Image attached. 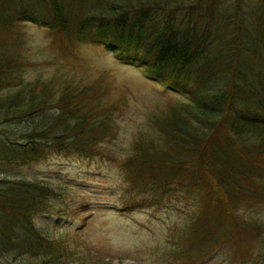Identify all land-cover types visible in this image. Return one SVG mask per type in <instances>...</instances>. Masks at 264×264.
<instances>
[{"label": "trees", "instance_id": "trees-1", "mask_svg": "<svg viewBox=\"0 0 264 264\" xmlns=\"http://www.w3.org/2000/svg\"><path fill=\"white\" fill-rule=\"evenodd\" d=\"M223 1L0 0V34L29 21L60 37L75 35L140 66L163 88L188 94V102L149 112L148 126L132 136L120 170L127 204L157 207L165 196L193 192L196 208L185 219L187 229L168 231L160 250L190 264L230 242V232L248 230L241 207L264 208V0L252 24L237 16L238 0L233 12ZM5 42L0 38V123L14 128L0 138V167L51 154L89 157L118 135L114 105L100 106L96 98L104 92L100 81L76 93L65 87L61 95L20 84L23 56ZM66 195L39 180L0 177L5 264H60L66 258L62 234L51 236L34 222ZM258 251L251 264H264L263 247Z\"/></svg>", "mask_w": 264, "mask_h": 264}, {"label": "rangeland", "instance_id": "rangeland-1", "mask_svg": "<svg viewBox=\"0 0 264 264\" xmlns=\"http://www.w3.org/2000/svg\"><path fill=\"white\" fill-rule=\"evenodd\" d=\"M75 1L80 4L90 0ZM178 1L171 0V5ZM238 2L242 15L237 16L243 17L245 24L254 23L260 0ZM235 3L236 0H224L221 5L233 12ZM0 38L16 46L23 56L20 84L27 81L36 89L46 86L61 95L65 87L68 93H76L98 80L104 90L96 97L100 106L115 107L112 112L119 133L92 156L51 154L28 165L0 167V177L39 180L67 194L53 204L50 213L34 219L49 235L62 234L68 254L60 264H190L183 259H167L160 250L166 246L168 231L187 229L185 219L196 208L193 192L165 196L157 207L127 204V198L121 195L124 181L120 170L123 152L128 150L132 136L148 126L149 112L166 103L188 102V94L165 89L147 79L140 66L117 60L100 44L75 35L60 37L29 21L12 25ZM212 68L218 70L213 65ZM10 90L14 92L15 88ZM13 128L12 123H0V130L5 129L0 138ZM24 129L29 127L24 124ZM239 212L246 220L240 222L248 230L230 232V242L214 248L195 264H251L258 258L256 252L264 249V208L241 207ZM254 225L259 226L257 230L249 228ZM0 264H5L4 258H0Z\"/></svg>", "mask_w": 264, "mask_h": 264}, {"label": "bare ground", "instance_id": "bare-ground-1", "mask_svg": "<svg viewBox=\"0 0 264 264\" xmlns=\"http://www.w3.org/2000/svg\"><path fill=\"white\" fill-rule=\"evenodd\" d=\"M116 206H118L116 203H114ZM119 207V206H118ZM120 208V207H119ZM122 208V207H121ZM118 210V209H117ZM117 212V211H116Z\"/></svg>", "mask_w": 264, "mask_h": 264}]
</instances>
